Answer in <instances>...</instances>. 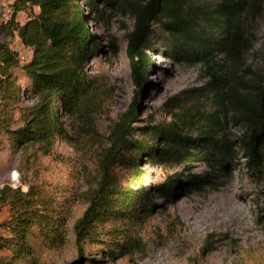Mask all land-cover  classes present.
I'll use <instances>...</instances> for the list:
<instances>
[{"label":"rangeland","instance_id":"1","mask_svg":"<svg viewBox=\"0 0 264 264\" xmlns=\"http://www.w3.org/2000/svg\"><path fill=\"white\" fill-rule=\"evenodd\" d=\"M13 1L0 0V4L11 7ZM121 1L130 4L118 5V0L110 6L105 0H96L102 18H95L89 6L82 3L86 24L100 44L86 69L105 87L92 128L60 112L69 139H57L48 154L42 153L37 144L15 147L9 135L0 131V187L7 184L25 191L27 185H32L43 193L55 204L54 218L62 222L56 223L57 232L65 235L62 244L53 246L47 244L34 225L27 238L30 257L15 260L11 258V250L4 249L0 252V264H264V176L253 174L244 166V158L236 147L233 169L210 168L196 159L162 164L142 154L134 167L115 165L114 174L122 183L134 189L149 188L152 211L100 223L80 250L74 223L100 181L101 158L110 145L111 128L128 110L133 96L126 35L134 24L133 6L146 0ZM219 1L191 0V4L201 5L200 11L206 12ZM27 13L28 10L18 11L17 20L24 21ZM195 13L198 20L193 32L216 38L218 29L205 25L198 10ZM246 25L254 46L244 51L243 62L260 65L258 48L264 37V11L260 9V14ZM153 28L151 49L147 50L152 67L139 90L137 114L129 132L131 140L142 142H148V129L163 121H177L183 133L187 128L183 125L205 122L215 103L208 85L210 70L226 74L234 65L219 50H213L209 64L193 57L171 56L167 50L168 32L159 25ZM202 29L206 30L205 35ZM4 38L0 35V39ZM16 45L13 40L11 46ZM27 52L30 55L28 49ZM18 71L19 83L26 86L28 79ZM175 95L180 98L176 106L165 107L166 101ZM31 102L22 100L20 105ZM187 110L188 115L184 114ZM18 115L17 112L11 128L21 124ZM220 117L219 131L229 140L242 133L231 113ZM156 145L163 148L164 140L157 138ZM124 154L138 155L129 148ZM133 168L140 171V183H130ZM209 171L210 184L193 183L188 177L203 176ZM174 175L178 177L174 188L169 194H161L155 186ZM8 217L9 207L0 203V235H9L2 226Z\"/></svg>","mask_w":264,"mask_h":264},{"label":"trees","instance_id":"2","mask_svg":"<svg viewBox=\"0 0 264 264\" xmlns=\"http://www.w3.org/2000/svg\"><path fill=\"white\" fill-rule=\"evenodd\" d=\"M105 1L113 6L118 0ZM82 3L89 6L95 18H102L96 0H14L11 18L0 25V35L5 37L0 39V131L9 135L15 147L37 144L42 153L48 154L57 139L68 140L60 112L92 128L105 87L86 69V63L100 50V44L86 24ZM121 3L130 4L119 0L118 5ZM34 7L37 11H33ZM201 8V5H192L191 0H146L133 6L134 24L126 35L132 101L111 128L110 145L101 158L100 181L74 223L79 247L96 233L102 222L129 219L152 211L149 188L134 189L114 174L115 165L134 167L141 154L162 164L196 159L210 168L233 169L236 147L244 158V166L253 174L264 176V37L258 48L260 65L243 62L244 51L254 46L246 23L256 18L260 9L264 11V0H220L211 11H200ZM26 10L25 20H17V12ZM196 10L202 14L205 25L218 29L216 38L193 32L198 20ZM155 25L168 32L167 50L171 56L193 57L209 64L214 57L213 50H219L234 65L226 74L209 67L212 70L208 85L215 103L214 111L205 122L183 125L187 127L185 133L175 120L157 123L148 129V143L131 140L129 132L137 114L139 90L152 67L147 50L151 49L149 42ZM202 32L206 34L205 29ZM16 37L30 51V59L25 63L19 61L18 53L11 46ZM18 70L28 79L26 86L19 83ZM26 99L32 102L20 105ZM179 100L178 95L172 96L164 106L172 108ZM17 112L21 124L11 128ZM228 113L242 127V133L233 140L219 131L220 116ZM157 138L164 140L163 148L156 145ZM128 148L138 155L126 157ZM139 172L133 168L131 184L141 182ZM210 172L188 177L193 183L210 184ZM177 180L176 175L169 176L155 188L161 194H169ZM0 203L9 207V217L2 223L9 235H0V252L11 250V258L15 260L30 257L27 238L34 225L47 244L57 246L64 242V233L57 232L56 223L62 222L54 218V202L32 185H27L25 191L19 186L3 185Z\"/></svg>","mask_w":264,"mask_h":264},{"label":"built area","instance_id":"3","mask_svg":"<svg viewBox=\"0 0 264 264\" xmlns=\"http://www.w3.org/2000/svg\"><path fill=\"white\" fill-rule=\"evenodd\" d=\"M13 13L12 6L8 7L7 5L0 4V25L7 22ZM15 41L17 45L15 47H12L17 53L18 58L21 63H25L30 59V55H28L27 48H25L19 39L16 37ZM20 45V46H18Z\"/></svg>","mask_w":264,"mask_h":264}]
</instances>
